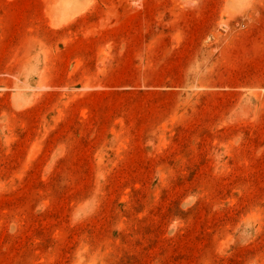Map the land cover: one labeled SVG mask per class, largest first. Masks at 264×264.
I'll return each mask as SVG.
<instances>
[{
	"label": "rangeland",
	"instance_id": "1",
	"mask_svg": "<svg viewBox=\"0 0 264 264\" xmlns=\"http://www.w3.org/2000/svg\"><path fill=\"white\" fill-rule=\"evenodd\" d=\"M0 264H264V0H0Z\"/></svg>",
	"mask_w": 264,
	"mask_h": 264
}]
</instances>
